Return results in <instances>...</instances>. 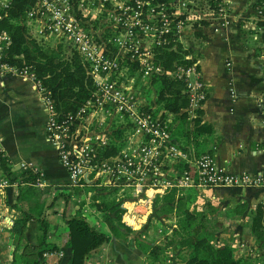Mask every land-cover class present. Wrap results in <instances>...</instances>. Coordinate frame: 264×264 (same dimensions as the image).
<instances>
[{"label": "crops", "instance_id": "crops-1", "mask_svg": "<svg viewBox=\"0 0 264 264\" xmlns=\"http://www.w3.org/2000/svg\"><path fill=\"white\" fill-rule=\"evenodd\" d=\"M183 2L185 22L178 41L188 50L185 58L198 65L207 91L200 117L202 123L212 126L211 132L194 136L197 141L192 145L198 155L209 152L216 167L226 173H264V63L258 58L264 50L257 14L260 0ZM166 121L179 141L174 133L180 134L183 129L176 125L174 116ZM48 122L34 81L0 71V149L14 172L21 171L25 164L39 170L45 181L43 187L32 186L37 191L33 198L37 202H31L32 198L19 200L22 185L11 186L4 196L0 195V264H22L21 245L37 241L36 219L29 221L24 238L16 237L11 230L22 215L16 204L29 209L38 202L48 222L47 241L58 247L49 252L52 262L58 259L59 264H71L67 219L81 212L93 228L109 236L107 242L88 253L86 264H176L177 259H169V253L155 262L148 249L153 242L149 240V228L160 218L157 199L168 190L148 184L141 188L108 187L94 184L96 177L88 180L86 175L82 184H74L59 147L49 136ZM185 190L193 195V209H211L213 214L221 211L230 218L233 231L228 237L216 238L218 246H232L237 257L243 258L242 264H264V236L259 238L252 231L259 211L264 226V184ZM112 200L119 203L121 215L99 207Z\"/></svg>", "mask_w": 264, "mask_h": 264}, {"label": "built area", "instance_id": "built-area-1", "mask_svg": "<svg viewBox=\"0 0 264 264\" xmlns=\"http://www.w3.org/2000/svg\"><path fill=\"white\" fill-rule=\"evenodd\" d=\"M63 1L68 2L70 0ZM183 1L131 0L127 10L131 14V18L136 20V24L130 25L127 23L128 33L132 36L136 30L140 29L142 31L144 27L140 22L142 18L141 11L152 10L157 14V26L160 28L158 32L163 39V43L159 44L163 45L168 42V38L164 37L166 33H174L175 37L178 38L185 22L182 10L186 8ZM11 2L12 0H0V19L8 15ZM50 2L51 0H35V3L29 6L25 17L38 15L40 8L43 10V14H47L48 10H52L53 7H50ZM66 11L67 9L59 4H57L55 10L53 8L54 22L57 21L54 28L58 30L64 27L66 30L71 31L74 44L76 47L78 45L77 49L83 60L90 63L86 58L91 57L96 63L95 70L92 68L93 72L104 75L101 76L102 79L100 81L96 80L95 89L97 90L93 92L91 100H96L99 103L105 97L111 100L116 105V113H119L121 118L124 117L127 123L134 127V135L139 136L138 145L136 143L134 146L130 144L126 150H119L115 155L106 158L98 157L100 154L98 150L101 148L97 149L95 146L85 145L80 140L82 120L89 113L88 108L91 106L92 101H89L87 105L85 104L77 112V122L74 128L71 129L69 125V123H74L75 121V117L72 115L68 119L60 121L61 113L56 111L53 99L41 80L33 72H28L23 68L22 70L15 69L7 62L6 51L12 44V36L6 28H0V71L18 74L34 81L49 117V136L59 147L61 159L69 170L74 184H82L87 173L85 171L87 165H94L99 168L96 172V178L101 181L102 185L121 187L122 189L141 188L147 184L163 186L166 191L176 189L181 191V189L185 190L198 186L264 184V173L257 175H232L226 173L216 167L210 153H203L197 156L193 147L182 145L180 141H176L171 133L168 121H161L160 115L156 113V103L149 107L140 101L141 99L138 95L132 94L130 88L118 87L109 80L108 75L105 74L109 73L111 75V71L118 68V61L114 57L116 53L113 52V55H110L106 49L97 46L95 37L89 31L79 30L78 23L75 27L69 24L66 25ZM220 11H224L222 6H220ZM257 14L260 22L259 30L264 35V0H260L258 4ZM118 39L117 42H119ZM126 47L135 51L142 48L139 45V41L132 45H126ZM142 50L145 51V49ZM145 55L146 52L141 55L139 52V56H136L135 59L132 57H129V59L134 60L133 63L148 68H150V65L154 67L152 60L150 61V58H154V54L147 55V57ZM258 58L264 63V50L258 54ZM135 60L138 61L135 62ZM155 70V72H158L156 74L162 72V69L158 66L155 67ZM145 72L148 73L149 71L146 70ZM172 73L186 83L189 93V104L186 107V111L191 117H194L197 113L196 110L201 107L207 96V91L201 81L198 65L194 62L191 64H177ZM78 124L80 125L79 128L76 127ZM166 166H169V168H166ZM27 167L28 165L23 164L20 169L23 170ZM179 167L182 169H179ZM170 168L175 170V172L173 176L168 177ZM122 177H125V179L120 182ZM14 185L23 184L19 181H11L1 170L0 195L4 196L6 190ZM31 185L43 187L45 181L40 176ZM51 255L52 253L49 252L44 253L46 258L44 264H59L58 259L53 262L49 259Z\"/></svg>", "mask_w": 264, "mask_h": 264}, {"label": "trees", "instance_id": "trees-1", "mask_svg": "<svg viewBox=\"0 0 264 264\" xmlns=\"http://www.w3.org/2000/svg\"><path fill=\"white\" fill-rule=\"evenodd\" d=\"M34 3L35 0H12L8 15L0 19V28L8 29L12 36V44L6 51V60L11 65L17 63L20 67H32L31 72L41 80L53 99L56 111L61 113L60 121L68 119L70 115L75 117L74 123H69L72 129L77 122V112L92 98L93 79L77 52L71 58H63L57 55L55 51H50V49H46L36 42L33 43V48H31L26 40L24 27L15 21L24 15L29 6ZM164 37L168 38V42L156 48L153 62L162 69L161 73L155 75V79L159 80L156 103L159 104L158 110L161 111L160 119L166 121L169 116H174L176 125L183 129L187 137V143L195 148L192 145L196 140L194 136L196 137L197 134L202 132H211L212 126L202 123L200 108L196 110L197 113L194 117H191L186 111L189 104L186 83L176 76H171V73L175 65L191 64L193 61L185 58L188 50L178 41L174 33H166ZM169 127L171 129V123ZM118 130H120V133L123 132L122 129ZM116 143V141H112L107 148H104L100 153L101 157L106 158L117 154ZM194 150L197 154L196 148ZM0 168L11 181H19L23 184L24 190L21 191L19 200L26 198L30 200L32 198L31 202H37L33 199L37 195V191L31 183H35L40 177L39 170L28 166L18 173L14 172L8 157L1 149ZM179 169L182 168L179 167ZM162 198L157 199V212L160 217L162 215L159 208L163 204ZM16 206L22 209V215L16 219L11 230L16 237H25L31 219H36L39 222L37 241L21 245V262L22 264H44L46 262L44 253L57 250L58 247L47 241L48 222L43 216L42 204L38 202L29 209L19 206L18 203ZM99 207H104L107 210L113 209L118 215H121L119 203L115 200L104 202ZM180 217L184 227L176 229L169 242L170 244L176 243L177 247L179 246L185 251V256L176 264H242L243 258L237 257L232 246H218L215 244V233L209 229L205 221L206 213L185 208L183 215L181 214ZM261 221L262 213L259 211L252 225L253 233L259 238L264 236V226ZM67 225L69 228L67 244L72 249L71 264H86L85 260L88 253L109 240V236L93 228L87 217L81 212H77L67 219ZM148 249L150 257L155 262L161 261L166 252L165 247H160L154 242L148 244Z\"/></svg>", "mask_w": 264, "mask_h": 264}, {"label": "rangeland", "instance_id": "rangeland-1", "mask_svg": "<svg viewBox=\"0 0 264 264\" xmlns=\"http://www.w3.org/2000/svg\"><path fill=\"white\" fill-rule=\"evenodd\" d=\"M50 4V7L53 6L52 10L53 8L55 10L57 4L67 9L65 12L66 25L69 24L75 27L78 23L79 30L85 32L89 31V33L95 37L97 46L106 49L110 55H113V52L116 53L114 57L118 61V68L111 71V75L109 73L105 74L108 75L111 82H114L118 87L130 88L131 93L135 96L138 95L141 99L140 101L149 107L156 103L159 83V80L157 81V79H155V75L158 73L155 72V67L157 65L153 63L154 67L150 65V68H148L139 64H133L134 60L129 59V57L135 59L136 56H139V52L140 55L146 52V57L147 55L154 54L155 58L156 48L161 46L159 43H163L161 34L158 32L160 28L157 26L158 20L156 18V13L152 10L141 11L142 18L140 22L144 29H142V31L140 29L136 30L134 35L131 36V34L128 33L127 23L130 25L136 24V20L131 18L132 16L127 10L128 6L131 4V0H70L68 2H64L63 0H51ZM52 10H48L49 12H47V14H43V10L40 8V13H38V15L25 17L27 14L26 12H28L27 10L24 15L16 19L15 22L24 27L26 40L31 45V48H33V43L36 42L44 48L50 49V51H55L57 55L63 58H71L74 56V53L77 52L81 61L85 63L89 75H91L93 79V92H96V80L100 81L102 79L101 76L104 75L100 73L95 74L93 72L92 68L95 70L96 63H94L91 57L86 58L90 63L83 60L78 52V45L76 47L74 44L71 31L66 30L64 27L58 30L54 28L57 21L54 22L53 17L55 16ZM117 39L119 42H117ZM160 40L161 42H159ZM137 41H139V45L142 47L138 51L126 47V45H132L137 43ZM142 49H145V51ZM154 58H150V61L152 60V62H154ZM136 61L138 60H135V62ZM12 66L18 70H22L23 68L28 72L32 69L30 66L20 67L17 63ZM146 70L149 72L146 73ZM171 74V76H175L173 73ZM89 101H92L91 98L86 102V105ZM156 104V113L160 115L161 111L158 110L159 104ZM98 107L99 109H97ZM115 107L116 105L107 97L102 99L100 103L96 100L91 102V106L88 108L89 113L82 120L81 127L79 124L76 126L81 129L80 140L85 145L95 146L97 149L101 148L98 150L101 153L112 141L117 142V152L119 150H126L130 144L133 146L135 143L136 145L139 144L137 143L139 141V136L134 135V127L128 124L124 117L121 118L119 113H116ZM118 129H122L123 132L120 133ZM179 133L180 134L174 133L175 137L181 144H186L187 137L184 132L182 131V133ZM127 141H129L128 144ZM99 156L101 155L99 154L98 157ZM166 168H169V166H166ZM97 170H99V168L94 165H87L85 169L87 173L85 175L88 180H93L96 177ZM169 171L168 177L173 176L175 170H171L170 168ZM124 179L125 177H122L120 182L124 181ZM93 183L101 185V181L98 180V178H95ZM81 190V188L75 189V191L78 192ZM162 199L163 204H161L159 208V212L162 216L159 220L157 219L158 222L154 223L153 221L151 224L149 228V240L151 242H156L160 247H165L166 252L164 256H168L169 253V259H172L174 256L178 262L185 256V251L183 248L177 247L176 243L170 244L169 242L171 240L170 238L173 236V232L178 228L184 227V224L180 221V215H183V210L185 208L193 209L191 207V203L194 201L193 195L188 190L181 189V191H178L176 189L167 191ZM198 211L207 213L205 221L209 229L215 233V239L218 237L220 239L228 237L229 233L233 231V227L229 225L230 218H228L226 214L222 215L221 211L218 214H216L217 211L213 214L211 209L207 211ZM215 244L218 245L216 242Z\"/></svg>", "mask_w": 264, "mask_h": 264}]
</instances>
